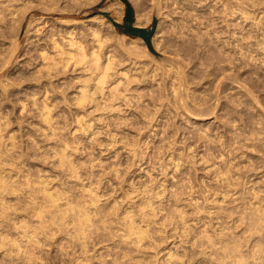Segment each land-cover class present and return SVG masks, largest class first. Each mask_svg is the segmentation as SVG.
I'll list each match as a JSON object with an SVG mask.
<instances>
[{"label": "rangeland", "instance_id": "obj_1", "mask_svg": "<svg viewBox=\"0 0 264 264\" xmlns=\"http://www.w3.org/2000/svg\"><path fill=\"white\" fill-rule=\"evenodd\" d=\"M128 1L133 8V15H132L131 20L134 22H133L132 26L137 27V28H144V29H146V32L153 31V34L150 37H147V38H149L148 41L150 43H147L148 41H145L140 36H131L127 33H124V26H126L125 20H124L125 12H126V6L122 2V0H96V3L93 6H90L89 8L82 5V4H72V5L69 4L70 6L68 5L69 8H68V10L65 11L66 13H61V14L59 12H57L59 10H56L53 8L44 9L41 7H34L27 13V17L23 22L24 26L20 27V29L18 26H15L18 28L17 30H19V31L15 30L16 28L13 27L14 24H13V26H10L11 24H5V23L1 24V25H3L4 28L7 27L8 25H9V27H7L5 29L3 28L6 35L2 34L4 32H2L0 35V59L4 62L5 59L11 53L10 52L8 54V51H12L13 48H16L15 45L18 46V48H16L15 50L12 51L13 53L10 55V58H9L10 60H8V58H7V60L5 61L6 63H7V61H10V62H8L10 64L7 63L8 66L6 68L3 67V65H5V63H3L2 61L0 62V66L3 67L2 68L3 70H0L1 71L0 72V82L2 81L0 86L1 85L4 86V87L1 86L0 93L2 92V90H3V92H5L8 88V85H11L10 86L11 88L9 87L8 88L9 90H7L5 93L6 94L9 93L7 95V97H9V98L12 97L11 101H9L10 99L8 100V98L7 99L5 98L6 97L5 93H3V92L1 93L3 96L5 95L4 97L1 96V94H0V102L2 101V98L5 99V102H8L7 105L5 102H4L5 105L4 104L0 105V108H2V109H0V113H4V111L1 112V110H5V109L9 110L10 111V112L8 111L9 124H10V122L11 123L15 122L14 123L15 125L10 124V125H14V126H11L12 128H14L13 130L11 129L10 125L6 126V127L9 126L10 128H6L4 126V128H6V130H5V132H4V129L2 131V133H4V135H5V136L3 135V137L6 138L10 134H13L14 137L16 136L15 139L18 142L19 146L22 144V146H20L23 148V149L21 148V150H20V151L23 150L22 154L27 153V155L26 154H24V156L22 155L21 159H23V160H21L19 158V160L17 161L18 165H17L16 169L21 167L25 171L24 173L33 174L31 176L34 178H37L39 176L38 173H40V175H45L46 177H48V175H50V177L48 179L49 180L51 179L53 186L56 185L55 187H59L60 185L63 184V187H65L67 190L70 189V191L72 193L73 192L75 193V195L73 193L74 197H76L78 194L80 195L81 190L79 191V189H80L79 184L73 178L71 179L69 177L70 180H68L67 179L68 176H66V174H65L66 172H63L60 165L57 164L58 163L57 162L58 158L56 159L57 155H53V154H55V153H53V151L55 150V149H53V147H56L55 146L56 144H54L55 141L53 139H48L47 137H45L43 130L42 131L37 130L38 128L40 129V127H38V126H41L42 127L41 129H43V127L45 128V126H42V125H44L43 124L44 122L42 123V121H41V123H42L41 124V123H39L40 121L38 120V118H39L38 109L40 108V106H38L39 104H36V105L33 104L32 101H33L34 96H32V94L29 95L30 97L28 95L26 96L25 94H26V92L32 91L33 89H38V87L35 86V85H37V82L35 83V81L31 78L36 73L35 70L40 65L38 63V61L36 60V59L39 60L38 50L40 49V45H42L45 42V39H47L48 34L52 33V31H54L57 34L61 35V34H64L63 32L66 29L72 30L75 27H77L76 28L77 33L80 34V32L85 31L89 27L92 26V27L100 29L106 37L107 41H106V46H104L103 52H105V50H111L112 51L111 54H112V56H114L113 59L115 61L112 80H114V78H115L116 80H114V81L116 83H119L120 86H123L126 88V91H124V95L127 97V100H126V97H124L125 98V100H124V98L121 96L122 98H119L118 101L117 100L114 101L115 107H117V106H118L117 108L120 107L119 109L115 110L114 113H113V111H110V112L109 111L108 112L107 111L102 112V110H100V111L98 110L97 112L93 111V109H94V108H92L93 104L85 105V107H87V108L89 106V108H88L89 110L87 108H85L86 110L83 109L84 107L81 109V106L78 108V106L76 104H74V105H76L77 107L74 106L73 103H71V101L69 100L67 95L71 96L72 95L71 92L73 93L75 91V88H77L80 83L76 84L78 81H76L75 83H74V81L70 82V85L72 84V87L69 86V84L67 85L68 87L65 84L63 85V83L66 80H68L70 77L72 78L74 76H77V72L69 71V72L63 73V75L61 74L57 78L58 80L56 79L57 76L55 78H53L54 84H52L53 87L51 85V87L48 88L49 93H48L47 98H49V99H47L48 100L47 102H50V103L53 102L52 100L54 98H52V97H55L56 99L57 98L61 99L62 96H60V95L61 94L64 95L61 100L57 101L58 106L56 104L55 110L56 109H58V110L55 111L53 108L54 106L52 107V105H51L52 111L53 110L55 111V112L53 111L54 114L52 113V115H54L53 118L55 119V121L57 120V122H58V124L56 126L60 127V125H61V127H62V128L61 127L58 128L57 130H59L58 131L59 133L60 132L62 133V135L60 134L61 136H64V137L66 136L65 138L70 141L72 148L75 146L74 147L75 152L73 151L74 154L73 153L71 154L73 156L71 159L72 160L74 159L73 161H74L75 167L78 165L77 162L79 161L78 163L80 166L78 165L77 167L80 171H82L81 174H83V178L87 177V176H85L83 171L86 170L88 172L90 170L88 173L93 171L92 174L95 175V176L93 175V179L95 180V182H96V180H99V182L101 180L102 183L101 182L100 183L102 184L101 185L102 188L100 189V194L103 195V198L101 197L102 198L101 204H104L106 206H110V204L113 203V200H115V199L120 200L121 197H122L121 200H123V203H126L129 200V199H126V197L131 198L134 196V194H133V196H131L132 194L128 195V193L126 191L130 190L131 188H139L142 186L141 184L149 185L151 183V181H153L150 184V186H152L155 189L156 188L161 189V187L164 186V187H162V189L163 188L166 189V193L169 194L172 192L173 193L176 192V194H178L177 196L179 198H181V200L183 199V201L186 200V202H187V200H189L193 197L197 200L202 199V200H199V202L204 205L206 211H209V209H210L211 212H216V211H218V208H219V211H218V212H220L219 214L221 216L223 214L224 216H222V218L220 220H218V219L214 220V221L212 220L210 222V224H207V228H210V226L212 224L211 227H213V225H215L214 227H216L218 229L223 228L224 232L225 231L228 232L227 230H229V232L232 230L235 232L237 230L236 232L240 234V231H244V229H243L242 225L239 226L237 219H239L242 216L240 214L241 211L244 212V210H242V209H244L245 205L247 207V208L245 207V209L246 210L249 209V206H250L249 200H253V202L258 204V206H259L260 204L258 202H256V200L254 201V199H253L255 197L254 194L255 195L259 194L261 197H262V195H264V190H263L264 189V0H238L237 2H234V3L230 2L229 0H202V2L198 4L199 6L197 5V2H194L196 4V6L194 3L189 4V6H188V4L183 5V4L178 3L177 7H174L173 5L171 6V0H161V2H159V3L155 2L156 5H154V3L151 4L152 0L151 1L150 0H128ZM179 2H180V0H179ZM120 3L123 4L122 10H121ZM239 3H241V5ZM158 4L159 5L161 4L160 5L161 7L158 6V8H156ZM222 4H223V6H224V4H226V6L224 7L226 9V11H224ZM152 5H154V8H152L153 7ZM193 8H195V9H193ZM158 9H160V11ZM172 11L174 14L172 13ZM222 12L223 13L225 12L224 15L221 14ZM55 14H57V15H55ZM225 14H226V16H225ZM103 17L106 18L107 20H109L111 23L106 21L105 19H103V23L100 24L99 22H100L101 18H103ZM177 17L178 18L180 17L179 21H180V19H181V21L183 20V22L180 21V23H181L180 26L182 25L181 28L183 30L180 28V26L177 27L178 24L176 23V27L178 28V30H177V28L174 27L175 24L172 23L173 18H174L173 21H175L177 19ZM182 17L185 18V20ZM204 18L206 20H204ZM92 20L95 22L89 23ZM184 21L186 24L184 23ZM202 21H204V22L201 23ZM182 23H184V24H182ZM4 25H7V26H4ZM16 25H18V24H16ZM209 25H212V26L210 27ZM207 26H208V28H207ZM185 28L188 29V31ZM191 28H192V31H191ZM197 28H198V30H197ZM206 30H207V32H205ZM177 31L178 32L182 31V32L180 34ZM201 31H203V32H201ZM184 33H186V34H184ZM209 33H211V34L209 35ZM182 34L186 35L188 38H186V36L184 37V35L182 37ZM179 36H181L182 38H179ZM196 36H198V37H196ZM1 37H3V38H1ZM202 37H204L205 39L204 38L202 39ZM210 37L212 38L213 42H211L212 40L210 41ZM4 38H6V40ZM177 38H179V39L177 40ZM196 39H197V41H196ZM1 40H3V41H1ZM11 40H13V41H11ZM180 40H181V42H180ZM201 40H203V41H201ZM15 41L18 44L15 43ZM186 41L188 42L189 45L187 44ZM208 42H209V44H208ZM11 43L12 44L14 43L13 48H10V46L12 45ZM196 44H198V45H196ZM149 45H151L152 50L149 48ZM6 46L7 47L9 46V48L11 50H7L8 48ZM182 47H184V48H182ZM190 47H192L193 49ZM211 47L214 49L212 50ZM195 51H197V53ZM189 52H191V53H189ZM13 54H14V56H13ZM187 54L188 55L192 54V55L188 56ZM200 54H201V56H200ZM175 56H177V57H175ZM212 56L216 57L214 62H212V60H213ZM198 58H199V60H198ZM33 60H35V61L33 62ZM176 60L179 62L178 64L176 63ZM101 62H103V60ZM1 67H0V69H1ZM178 67L181 68V69L179 68V71L181 70L182 72L180 71L178 73V75H176L177 73L173 74L174 70L178 71L177 70ZM19 71H20V73H19L20 75L17 73ZM22 73L25 74L26 78L23 77L24 75ZM180 73H182L181 76L179 75ZM15 74L18 78L15 76ZM21 75H22V77H21ZM182 76L183 77L186 76V77L183 78ZM180 77L182 79H180ZM23 78H25V79H23ZM15 79L17 81L19 79L18 82L21 84V85H15L16 89L14 87V84H16V82H17V81H15ZM22 79L25 81L23 82ZM51 79H50V81H52ZM174 79H176V80H174ZM75 80H77V79H75ZM182 80H183V82H182ZM62 81H63V83H62ZM18 82H17V84H19ZM53 82H51V83H53ZM60 82H61V85H59ZM11 83L12 84L14 83L13 86ZM55 83H57L58 86ZM92 84H93V82L90 83V85H92ZM158 84H159V87L157 86ZM173 84H175L174 86L176 87V89L178 91L177 94H179L176 97L172 94V86L171 85H173ZM5 85H6V87H5ZM54 85L56 87H54ZM17 86H20L21 90ZM60 86L61 87L66 86L65 87L66 89L64 87H63L64 89L63 88L61 89ZM177 86H178V88H177ZM12 87L15 90L21 91L22 94L20 93L21 95H18L20 102L16 101V99H14V96H12V95L10 96V93L13 94L12 93V90H13ZM4 88H6V90H4ZM155 88H157V89H155ZM53 89L54 90L56 89L57 91L56 90L55 91L57 93L54 92ZM25 90H27V91L23 92ZM60 90H62L61 91L62 93L60 92ZM155 90H157V91H155ZM181 91L182 92L186 91L188 94L186 92H183V94H182ZM39 92L35 93L36 94L35 99L38 101L39 100L41 101L44 97V93H43V90L39 91ZM63 93H65V94H63ZM158 93H159V95H158ZM56 94H58V95H56ZM155 94H156L157 98L154 96ZM150 95L153 96L154 98L151 97ZM160 95H162V96H160ZM65 96L67 97L66 100L64 98ZM249 96H250V98H249ZM141 98H142V100H141ZM176 98H177V101H176ZM198 98H199V100H198ZM13 99L15 102L13 101ZM63 99H64V101H63V103H61ZM201 99H203V100H201ZM12 101H13V104H12ZM66 101H67V103H69V105L66 103ZM179 101H182L181 104H179L180 103ZM193 101H194V103H193ZM217 101L219 104H217ZM9 102H11V104ZM64 102L67 105H65ZM14 103L16 105H18V104L19 105L16 106V105H14ZM60 103L63 104V105H61L62 106L61 108H63V110H62L63 112L61 111V108L59 107ZM119 103H120V106H119ZM161 103L163 104V106ZM175 103H177V105ZM21 104H23L24 108H26V109L19 107V106H21ZM32 105H34L35 107ZM137 105H139L138 108H137ZM195 105H197V106H195ZM67 106H69V107H67ZM126 106H128V107H126ZM183 106H184V108H183ZM191 106L193 108H191ZM13 107H15V108L17 107V108L15 109ZM66 107H67V109L69 108L67 110L68 112L66 111ZM144 107L147 109H145ZM159 107H161V108H159ZM12 108L15 110L12 111ZM30 108H32L33 110ZM36 108H37V110H36ZM190 108H191V110H190ZM22 109H23V111L21 113L20 111ZM133 109H134V111H133ZM184 109L185 110L187 109V111H184ZM6 110H5V112H6ZM192 110H194V112ZM11 111L14 112L15 116H18L19 114L20 115L18 117H15L13 113H12L13 115L11 114ZM15 111H17V112H15ZM76 111H78L79 113L78 112L76 113ZM35 112H38V113L36 114ZM58 112H60V114ZM64 112L67 114H64ZM84 112H85V115H83ZM190 112H192L193 114ZM9 113L11 114L10 115L11 117L9 116ZM16 113H17V115H16ZM55 113H57L59 115L56 116L57 114H55ZM61 113H63V114L61 115ZM71 114H72V116H71ZM105 114H106V116H105ZM162 114H164V115H162ZM0 115H2V114H0ZM35 115H37V116H35ZM80 115H83L86 118L84 119V117L82 118V116H80ZM88 115L90 116V118ZM98 115H100V116H98ZM55 116L57 117V119ZM196 116H197V118H196ZM58 117L61 120H58ZM66 117H67L66 120L68 122L67 121L64 122V119ZM95 117H96V119H95ZM100 118H103V119L100 120ZM124 118H125V120H124ZM10 119L11 120L13 119V121H10ZM17 119H19V120L16 121ZM77 119H79V120H77ZM80 120H82V124L91 120L92 121L91 122L92 127H93V129H95V132L101 131V134L98 133L100 136H97L95 133L92 135V138H93V140H92L91 135H89L87 132H85L87 129L84 130V132H83L84 128L81 129V127H83V126L79 125L81 123ZM83 120H84V122H83ZM125 122H126V124H124ZM59 123H60V125H59ZM164 123H166L167 126H165ZM38 124H40V125H38ZM77 126L79 128H77ZM63 127L68 128V129L64 128L65 131L67 129L66 132L64 131ZM135 128H136V130H135ZM144 128H146V129H144ZM7 129H9L8 132H6ZM118 129H120V130H118ZM137 129H141V130H137ZM77 130L81 134L83 133V135L78 133ZM142 130H144V131H142ZM14 131H15V133H17V135H14V133H12ZM34 131H35V133H34ZM63 131L65 133H63ZM73 131H75V133H74L75 135H73ZM140 131H142V133ZM161 131H163V133ZM139 132H140V134H139ZM8 133H9V135H8ZM31 133L33 136H30ZM37 133H39V134H37ZM77 133L79 134V136ZM34 134H36L37 136L36 135L34 136ZM28 135H29V138H27V140L25 141V139H26V137H28ZM94 135H96V136L94 137ZM200 135H201V137H200ZM202 135H203V137H202ZM30 137L33 139V141H35V138H36L37 139L35 141L36 143L31 141V140H28V139H30ZM17 138H19V139L17 140ZM98 138H99V140H98ZM47 139H48V141H47ZM116 139H117V141H116ZM21 140L23 141V143L27 142V144L26 143L24 144L25 146H27V148L23 145V143H21L22 142ZM112 140H113V142H115V143H113L114 145L110 143V142H112ZM38 141H40L41 144ZM72 141H74V142H72ZM98 141H100L102 144H100V142H98ZM32 142L35 144V147H34V149L31 148V151H30L29 149H30V146H32V144L29 145V143H32ZM73 143H75V144L73 145ZM36 144L40 149H38ZM38 144H40V145H38ZM51 145H52V147H51ZM71 145H70V148H71ZM137 145H139V146H137ZM155 145H156V148H154ZM24 147L26 149H24ZM36 147H37V149H36ZM45 148H46V150H45ZM48 148H49L50 152H49ZM50 148L53 150H51ZM75 148L81 152L77 151ZM153 148L156 150L158 149L157 152ZM32 149H33V151H32ZM83 149H85V150H83ZM139 149H141V151ZM103 150H104V152H103ZM35 151L39 152L40 156ZM45 151H47V152H45ZM41 152H43V153H41ZM155 152H156V154H155ZM190 153H192V154H190ZM90 154H92L91 155L92 158L90 157ZM125 154H127V155H125ZM42 155H43V158H42ZM158 155H160V157ZM27 156H29V157H27ZM134 156H136V157H134ZM23 157H25V158H23ZM30 157L33 159H30ZM97 158H98V160H97ZM159 158H161V159H159ZM168 159L170 160L171 163L169 162ZM25 160H28V161H25ZM81 160L84 161L82 163L83 166L81 165ZM110 160L113 162H111ZM182 160H183V162H182ZM117 161H118V163H117ZM120 161H121V163H120ZM87 162H88V164H87ZM221 162H223V163L221 164ZM224 162H226V164L228 163L229 165H232V167L229 166L228 164L225 165ZM229 162H231L232 164ZM23 163H24V166H21V164L23 165ZM51 163H52V165H50ZM90 163H92V164H90ZM112 164H113V167H112ZM122 164H123V166H122ZM175 164L179 165V170L177 173H174V170H173L175 167ZM215 165H216V168H215ZM46 166H47V168H46ZM96 166H98V167H96ZM114 166H115V168H114ZM227 166H229L230 169L224 168ZM53 167H54V170H53ZM109 167H111V168H109ZM164 167L165 168L168 167V168L165 169ZM211 167L212 168L214 167L215 172L211 171V169H210ZM102 168H104V169H102ZM208 168L210 169L211 172L209 171ZM6 169H8V168H6ZM111 169L112 170L114 169L113 172ZM195 169L196 170L199 169V170L196 171ZM218 169H220V170H218ZM224 169H226L228 171L230 170L229 173H235V174H231L232 175L231 177L235 179V180H232V178H231V181L233 182V183L231 182V184L233 187L227 185V186H229L228 190L225 189L224 184L222 186V187H224V189L222 187H220V189H218V188H216V186H218V185H215V184H219V183H215L216 180H217V182L219 180L216 178L219 177L221 180V178L224 176L223 173L225 174V172L227 173L226 175H228L227 171L223 172ZM29 170H31V172H29ZM41 170L43 172H41ZM48 170H50V171H48ZM104 170L106 171L105 173H104ZM115 170L120 171V172H118L119 174H117V176H114V175H116V174H114ZM146 170H147V173H146ZM163 170H165V171L163 172ZM219 172H221V173H219ZM63 174H65V175H63ZM106 174H108V175L110 174V175L107 176ZM112 174H114V175L112 176ZM173 174H175V175L173 176ZM163 175H166V176H163ZM181 175H183V176H181ZM217 175H218V177H217ZM57 176H60V177H57ZM61 176H62V178H61ZM101 176H103V177H101ZM148 176L149 177L151 176L152 178L151 177L149 178ZM53 177H55L56 180ZM121 177H123V178H121ZM172 177L174 180L171 179ZM60 178L63 179V183H62V180H60ZM96 178H98V179H96ZM106 178H107V180H106ZM236 178H238V180ZM177 179H178V181H177ZM213 179H215V180H213ZM181 180L183 182H181ZM184 180L186 181V183ZM86 181L88 184L89 183L88 179H86ZM59 182H60V185L58 184ZM180 182L182 184H180ZM192 182L194 183L195 186L193 185ZM72 183H73V185H72ZM106 183H107V185H106ZM68 184H69V187H68ZM115 184H118V185H115ZM139 184H140V186H139ZM173 184L174 185L176 184V185L174 186ZM233 184H235L236 186H234ZM237 184H238V186H237ZM177 185L180 187L181 190L179 189V187ZM200 185H203L205 187L202 188V186H200ZM158 186H161V187H158ZM210 186H211V189H210ZM225 186H226V184H225ZM182 187H184V189ZM206 187H207V189H206ZM105 188L107 190H105ZM186 188L187 189L189 188L188 190L190 192L187 191ZM197 188H199V189H197ZM226 188H228V187H226ZM256 188H257V192L255 193ZM259 188H261V189H259ZM74 189H75V191H73ZM159 189H157V190H159ZM230 189L232 190V192ZM205 190L207 192H205ZM214 190H216V192ZM224 190H226L228 192V195L231 193L230 195L232 197L229 195L228 198H230V199L226 200L224 203L222 202L221 204H219V203L214 204L215 202L212 201L214 198L213 195L215 194L217 196L219 194L218 196H220L223 192L225 193ZM229 190H230V192H229ZM260 190L263 192L260 193L261 192ZM182 191L184 194L182 193ZM111 192H113V193H111ZM76 193H77V195H76ZM125 193L127 196L123 195ZM224 193H223V195H224ZM236 193L237 194L239 193L240 195H237ZM243 193H245L247 196L244 195ZM249 193H251V194H249ZM206 195H208L209 197ZM243 195L246 196V198ZM129 196H131V197H129ZM201 196H203V197H201ZM236 196H238V197H236ZM9 197H11V198H10V201L9 200L8 201L12 202V198L14 196L11 195ZM105 197H106V199H105ZM240 197H241V199L244 198V200L242 199V201H241V199H239ZM123 198H125V200ZM262 198H264V197H262ZM13 200H14L13 202H15V197L13 198ZM246 200H248L249 204L245 203V202H247ZM124 201H126V202H124ZM203 201L204 202L206 201V202L203 203ZM210 201H211V203H209ZM13 202H12V204L14 205ZM226 202L229 204H227ZM230 202H232V203H230ZM235 202H236V204H234ZM261 203L264 204V200ZM243 204H244V206H243ZM221 205H222V208H221ZM125 206L127 207V205H124V208H126ZM223 206H224V208H223ZM237 206L239 209L237 208ZM222 209H223V212H222ZM224 209H226V210H224ZM228 209H230V210H228ZM231 209H234V210H231ZM238 210H240V212ZM235 211L238 212L237 215H236ZM230 212H231V214H230ZM233 213H235V216ZM22 214H21V216H22ZM24 214H23L24 217L22 216V218H25ZM204 214L206 216H208L207 213H204ZM225 215L226 216L228 215V217H226ZM238 216H239V218H237ZM206 221H208V220H206ZM222 222H224L225 224ZM207 223H209V222H207ZM217 223H218V225L222 224V227L220 225H219L220 227H218ZM237 223H238V226H235V225H237ZM227 224H228V226H227ZM225 226H227V227H225ZM231 226L232 227L234 226L236 230L234 229V227L231 228ZM238 227H239V229L241 228V230H239ZM225 228H227V229L225 230ZM59 233H61L62 235ZM166 233H168V232L166 231V232L161 233V236L164 237V235ZM165 236H167V234ZM48 237H50V238H48ZM63 237L65 239H63ZM173 237L176 238V236H172V237L169 236V238H168L169 240L162 241V243L158 242V244H156L157 245L156 248L149 249L148 255L150 254L152 257L150 260L149 259H147V261L145 260L146 263L143 262V264H154L155 262H156L155 264H160V263L165 264L166 263L164 260L165 257H163V255H165V253H166V251H165L166 247L168 246V248H167V250H168L169 246H171V243L172 242L174 243L175 241H176V244H178L177 243L178 238H176L177 239L176 240V239H173ZM61 239H62V241H61ZM51 240H52V242H51ZM167 241H168V244L166 243ZM66 242L67 241H66V236H65L64 232H57V230H55V231L52 230L51 233L49 232L46 236V241H44L43 249L39 250V256L44 254V256L43 255L41 256V258L43 260L46 259L47 261L44 260V262H43V260H41V258H40L41 262L44 264L45 263L46 264L47 263L48 264H50V263L51 264H57V263L61 264L60 259L62 260V258H63V256L61 257L63 252H61L60 250H63L65 248V246L67 245ZM105 244L108 246V243H105ZM251 248H252V245H251ZM1 249L2 248H0V264H2V263L3 264H9L11 261L12 262L15 261L14 263L11 262L12 264H18V263L19 264H27L25 262L22 263L23 260L20 261L21 263L18 262L19 259H16L18 261H16V260L10 261V258H8L4 254V252H3L4 249H2V250ZM243 249H245V250H243V251H245V254H246V251H248L247 252L248 254H246L247 255L246 259H252L251 261L249 260V262L250 263L253 262L255 260L254 258H256L257 255L252 257V255H255V254L254 253L252 254V252L250 251L251 250L250 247H248V250H247V247L245 248V246H244ZM155 250L157 252L159 251V253L160 254L162 253V254L161 255L159 253L157 254V252ZM46 252H48V253H46ZM155 252H156V254H155ZM190 252H192V251H190ZM2 254H3V256H2ZM189 254H190L189 258H191L190 264H192V263L196 264L197 261L195 260V257H193L196 255L195 252H194L195 255L193 254L192 257H191L192 253H189ZM249 254H251V255H249ZM54 255H56V256H54ZM50 256H52V257H50ZM156 256H157V258H156ZM192 259H193V261H192ZM8 261H10V262H8ZM50 261H52V262H50ZM206 263L204 262L202 264H206ZM37 264H38V262H37ZM183 264H188V263H185V259L183 261Z\"/></svg>", "mask_w": 264, "mask_h": 264}, {"label": "bare ground", "instance_id": "obj_2", "mask_svg": "<svg viewBox=\"0 0 264 264\" xmlns=\"http://www.w3.org/2000/svg\"><path fill=\"white\" fill-rule=\"evenodd\" d=\"M151 1V0H150ZM154 1V2H153ZM230 2H237L238 0H229ZM155 2L159 3L161 2V0H152L151 4ZM194 2H197V5L199 3L202 2V0H171V6L173 5L174 7H177L178 3L183 4V5H187L189 6V4H192ZM96 3V0H0V35L2 32H4L3 30V25L1 24H11L10 26H18L19 29L20 27L24 26L23 22L27 17V13L34 7H41L44 9H49V8H53L56 10H59L57 12L61 13H66L65 11L68 10L69 6L72 4H82L86 7H90L93 6ZM70 4V5H69ZM195 4V3H194ZM193 4V5H194ZM241 5V3H239ZM69 5V6H68ZM121 10L123 9L121 4ZM154 5H152L151 7L154 8ZM161 5V4H160ZM159 4L157 5L156 8H158V6H160ZM187 6V7H188ZM191 6V5H190ZM196 6V4H195ZM194 6V7H195ZM199 6V5H198ZM223 6V4H222ZM226 6V4H224L223 8ZM161 7V6H160ZM192 7V6H191ZM190 7V8H191ZM151 8V9H152ZM197 8V7H196ZM162 9V8H161ZM173 9V8H172ZM177 9V8H176ZM195 9V8H193ZM160 11V9H158ZM157 10V11H158ZM209 10V9H208ZM174 11V10H173ZM172 11V13H173ZM177 11V10H176ZM215 11V10H214ZM224 11H226V9L224 8ZM175 12V11H174ZM206 12V11H205ZM211 12V11H210ZM178 13V12H177ZM225 13V12H224ZM224 13L222 12L221 14L224 15ZM227 13V12H226ZM174 14V13H173ZM176 14V13H175ZM57 15V14H55ZM177 15V14H176ZM226 16V14H225ZM195 17V16H194ZM200 17V16H199ZM202 17V16H201ZM95 18V17H94ZM180 18V17H179ZM179 18L177 17V19L175 21L174 18L172 20V23L175 24L174 27H176V23L178 24L177 27L180 26V21ZM183 18V17H182ZM210 18V17H209ZM103 19H105L106 21L110 22L109 20H107L106 18H101L100 20V24L103 23ZM185 20V18H183ZM196 19V18H195ZM198 19V18H197ZM203 19V18H202ZM204 20H206L204 18ZM212 20V19H211ZM197 21V20H196ZM199 21V20H198ZM94 23L95 21H90L89 23ZM175 22V23H174ZM183 22V20L181 21ZM204 21H202L201 23H203ZM111 23V22H110ZM185 23V21H184ZM182 23V24H184ZM195 23V22H194ZM200 23V22H199ZM18 24V25H16ZM186 24V23H185ZM188 24V23H187ZM190 25V24H189ZM199 25V24H198ZM203 25V24H202ZM7 26V25H4ZM182 26V25H181ZM180 26V28H181ZM201 26V25H200ZM210 27L212 25H209ZM9 27V25L7 26ZM5 27V28H7ZM176 27V28H177ZM189 27V26H188ZM187 27V28H188ZM204 27V26H203ZM4 28V29H5ZM16 31L18 28L15 27ZM75 27L72 30H65L63 33L64 34H57L56 32L52 31V33L48 34L47 39H45V42L40 45V49L38 50V59H36L38 61V63L40 64L38 66V68L35 70L36 73L32 76L31 79H33L35 81V83L37 82V86L38 89H31L32 91L26 92L27 90L23 91L26 92V96L32 94V96H34L33 98V104H39L38 106H40V110L39 111V118L38 121L39 123H42L45 126V128L43 127V129H41V126H38L40 124H38L37 126L40 127V129L38 128V131H44V135L45 137H47L48 139H53L55 141L54 144H56V147H53V149H55L53 151V155H57L56 159L58 158V163L60 165V167L62 168L63 172H66V176L68 180L69 177L72 179H74L78 184H79V191L80 195L76 193V197H74L73 193L70 191V189H66L65 187H63V184L60 185V182L58 183L60 186L59 187H55L56 185H52V181L51 179L49 180L48 178L50 177V175H48V177H46L45 175H40L37 178L32 177L30 173H24L25 171L19 167L16 169L17 165H18V160L19 158L21 159L22 155L24 156V154L27 155V153L22 154V151L20 146H22V144L19 146L18 142L16 141L15 137L13 136V134L8 133V137L4 138L3 135L4 133H2L3 129L4 132L6 130V128H10L11 126H14V123L10 124H14V125H10L9 124V119H8V111L9 110H1L4 111V113H0L2 115H0V248L4 249V254L10 258L11 260H16L18 262H20L21 260L22 263L25 262L27 264H44L41 262V260H43L41 258V256L44 254H42L41 256H39V250L43 249L44 246V241H46V236L47 234L53 230H57V232H64L65 236H66V243L67 245L65 246V248L62 249L64 250H60L61 252H63V254L61 255V257L63 256L61 261V264H143V262H145V260L147 261V259H151V255H148V250L149 249H153L156 248V244L162 243V241H166L169 240V236H176V238H178V244H176V241L172 244L171 246H169V249L167 250L168 246L166 247L165 251V255H163L164 260H165V264H183V261L185 259V263L190 264L191 261L189 258L190 254L192 253L191 257L193 256L194 252H195V261L196 264H202V263H208V264H264V204H262L261 202L264 200V195H262V197L259 194H254V201L256 200V202H258L260 205L258 206V204L254 203L253 200H249L250 202V206L249 209L246 210L244 206V212L241 211V217L239 218V216L237 218V222L239 223V226L242 225L244 231H240V234L237 233L235 227L234 229L236 230L235 232L231 229L233 228L231 226V230L229 232V230H227L228 232H224L223 228L218 229L216 227H214L215 225L210 226V228H207V224H210V222L213 220H220L222 218V216H224L222 214V216L219 214V208L218 211L216 212H211L210 209L209 211H206L205 207L203 204H201L199 202V200L202 199H195L194 197L185 201H183V199L181 200V198H179L176 194V192H172V193H166V189H162V187L164 186H158L161 187V189L159 188H153L152 186H150V184L153 182L151 181V183L149 185L147 184H141L142 186L139 188H131L130 190L126 191L129 194H132L131 198H127L129 199L126 203H123V200L115 199L113 200V203L110 204V206H106L104 204H101V200L103 198V195L100 194V189L101 187V180L99 182V180H95L93 179V175L92 172L88 173L86 170L83 171L85 176H87L86 178H83V174H81L82 171H80L78 169V165H79V161L77 162V168L74 165V159L72 160L71 158L73 157L71 154L75 152L74 147L72 148V145L70 144V141L68 139H66L64 136H61L62 133L58 132L59 130H57L58 128L61 127L60 123V127L56 126L58 124L57 120L55 121V119L53 118L54 115H52V113L54 114V112L58 109L55 110V106L58 103L57 101L61 100L63 98L64 95H62L60 90V96H62L61 99L59 98H54L52 101L53 102H47L49 98L48 97V88L51 87L52 84H54L53 82V78L56 79L63 73L66 72H77V76L74 77H70L68 80H66L63 85L65 84L66 86L69 84V86L72 87V84L70 85V82L74 83L76 81H78L76 84L80 83L79 86L77 88H75V91L72 93L71 92V96L67 95L69 100L71 101V103L76 104L78 106V108L81 106V109H85L87 107H85V105L88 104H93V111H100L102 110V112H110V111H114L119 109L117 107H115L114 105V101H118L119 98H124L126 97L124 95V91H126V88L123 86H120L119 83H116L114 80H116L114 78V80H112L113 78V70H114V56H112L111 54V50H105V52H103L104 46H106V37L105 35L102 33V31L98 28L95 27H89L87 30L82 31L79 33H77ZM200 28V27H199ZM208 28V26H207ZM182 29V28H181ZM186 29V28H185ZM184 29V30H185ZM7 30V29H6ZM178 30V28H177ZM183 30V29H182ZM188 31V29H186ZM198 30V28H197ZM180 31V30H179ZM192 31V28H191ZM209 31V30H208ZM79 32V31H78ZM178 32V31H177ZM176 32V33H177ZM182 32V31H181ZM181 32H178L181 34ZM203 32V31H201ZM207 32V30L205 31ZM187 33V32H186ZM184 33V34H186ZM189 33V32H188ZM199 33V32H198ZM5 34L6 33H2ZM182 34V37L183 35ZM191 34V33H190ZM197 34V33H196ZM211 33H209L210 35ZM58 35V36H57ZM192 35V34H191ZM3 36V35H2ZM186 35H184L185 37ZM193 36V35H192ZM201 36V35H200ZM212 36V35H211ZM5 37V36H4ZM181 36H179V38H182ZM198 37V36H196ZM213 37V36H212ZM3 38V37H1ZM177 38V40L179 39ZM186 38H188L186 36ZM185 38V39H186ZM204 37H202L203 39ZM6 40V38H4ZM199 39V38H198ZM205 39V38H204ZM4 40V41H5ZM189 40V39H188ZM191 40V39H190ZM195 40V39H194ZM208 40V39H207ZM212 40V38L210 37V41ZM3 41V40H1ZM8 41V40H7ZM13 41V40H11ZM184 41V40H183ZM193 41V40H192ZM197 41V39H196ZM203 41V40H201ZM206 41V40H205ZM181 42V40H180ZM179 42V43H180ZM187 42V41H186ZM200 42V41H199ZM207 42V41H206ZM213 42V40L211 41ZM210 42V43H211ZM15 43H17L15 41ZM12 44V43H11ZM14 44V43H13ZM13 44L10 46V48H13ZM18 44V43H17ZM188 44V42H187ZM199 44V43H198ZM196 44V45H198ZM204 44V43H203ZM209 44V42H208ZM212 44V43H211ZM183 45V44H182ZM189 45V44H188ZM202 45V44H201ZM16 48H18L17 45H15ZM184 46V45H183ZM205 46V45H204ZM7 47V46H6ZM196 47V46H195ZM7 50H11L9 48V46L7 47ZM16 48H13V50H15ZM108 48V47H107ZM106 48V49H107ZM184 48V47H182ZM192 48V47H190ZM198 48V47H197ZM196 48V49H197ZM207 48V47H206ZM210 48V47H209ZM208 48V49H209ZM187 49V48H186ZM193 49V48H192ZM199 49V48H198ZM211 49L213 50L214 48L211 47ZM12 50V51H13ZM191 50V49H190ZM189 50V51H190ZM12 51H8V54L10 53V55L13 53ZM198 51V50H197ZM197 51H195L197 53ZM16 52V51H15ZM188 52V51H187ZM205 52V51H204ZM191 53V52H189ZM194 53V52H193ZM202 53V52H201ZM206 53V52H205ZM215 54V53H214ZM217 54V53H216ZM10 55L7 57L8 60H10ZM188 55V54H187ZM192 55V54H189ZM188 55V56H189ZM196 55V54H195ZM218 55V54H217ZM14 56V54H13ZM12 56V57H13ZM194 56V55H193ZM198 56V55H197ZM201 56V54H200ZM216 56V55H215ZM215 56H212V62H214L215 60ZM177 57V56H175ZM196 57V56H195ZM199 57V56H198ZM203 57V56H202ZM7 58L5 59V61L7 60ZM3 59V60H4ZM35 59V58H34ZM103 60V62H101ZM196 60V59H195ZM199 60V58H198ZM197 60V61H198ZM2 60L0 59V62ZM5 63V65H3L4 68H6L8 65L7 63L10 61H7ZM35 60H33L34 62ZM40 61V62H39ZM171 61V60H170ZM37 63V62H36ZM172 63V62H171ZM176 63L178 64L179 62L176 60ZM175 63V64H176ZM10 64V63H8ZM213 65V64H212ZM18 66V65H17ZM194 66V65H193ZM1 67V66H0ZM1 67L0 70H3ZM16 67V66H15ZM196 67V66H195ZM19 68V67H18ZM17 68V69H18ZM21 68V67H20ZM178 67V71H173V74L177 73L176 75H178V73L181 71H179ZM181 69V68H180ZM214 69V68H213ZM8 70V69H7ZM16 70V69H15ZM19 70V69H18ZM22 70V69H21ZM155 70V69H154ZM5 71V70H4ZM23 71V70H22ZM1 72V71H0ZM182 72V71H181ZM206 72V71H205ZM6 73V72H5ZM12 73V72H11ZM18 74L20 73L17 72ZM16 73V74H17ZM210 73V72H209ZM15 74V76H16ZM17 74V75H18ZM23 74V73H22ZM154 74V73H153ZM182 73H180L179 75L181 76ZM211 74V73H210ZM10 75V74H9ZM20 75V74H19ZM25 77V74H23ZM120 75V74H119ZM171 75V74H170ZM209 75V74H208ZM2 76V75H1ZM7 77V76H6ZM17 77V76H16ZM20 77V76H19ZM22 77V75H21ZM152 77V76H151ZM179 77V76H178ZM183 77V76H182ZM186 76H184L183 78H185ZM5 78V77H4ZM10 78V77H9ZM8 78V79H9ZM14 78V77H13ZM12 78V79H13ZM18 78V77H17ZM16 78V79H17ZM26 78V77H25ZM23 78V79H25ZM52 78V79H51ZM15 79V81H17ZM20 79V78H19ZM18 79V81H19ZM22 79V80H23ZM50 79L52 81H50ZM77 79V80H75ZM177 79V78H176ZM174 79V80H176ZM180 79H182L180 77ZM11 80V79H10ZM14 80V79H13ZM21 80V79H20ZM58 80V79H57ZM154 80V79H153ZM184 80V79H183ZM182 80V82H183ZM8 81V80H7ZM12 81V80H11ZM17 81V82H18ZM25 80H23L24 82ZM179 81V80H178ZM2 82V81H1ZM0 82V84H1ZM10 82V81H9ZM14 82V81H13ZM14 84L15 85H21L19 82V84ZM53 82V83H51ZM93 82L92 85H90V83ZM189 82V81H188ZM187 82V83H188ZM6 83V82H5ZM73 83V84H74ZM157 83V82H156ZM176 83V82H175ZM181 83V82H180ZM3 84V83H2ZM8 84V83H7ZM6 84V85H7ZM10 84V83H9ZM12 84V83H11ZM12 84V86H13ZM57 85V83H55ZM5 85V87H6ZM61 85V82L60 84ZM122 85V84H121ZM175 84L171 85L172 86V94L176 97L178 93L176 87L174 86ZM184 85V84H183ZM2 86V85H1ZM0 86V88H1ZM11 85H8V88ZM30 86V85H29ZM58 86V85H57ZM65 86V87H66ZM156 86V85H155ZM159 87V84L157 85ZM4 87V86H2ZM20 89V86H17ZM53 87V85H52ZM54 87H56L54 85ZM61 87V86H60ZM59 87V88H60ZM64 87V86H63ZM61 87V89L63 88ZM64 87V88H65ZM68 87V86H67ZM7 88V90H9ZM11 88V87H10ZM13 88V87H12ZM27 88V87H26ZM63 88V89H64ZM178 88V86H177ZM3 89V88H2ZM1 89V90H2ZM16 89V87H15ZM13 88L12 93H10V96H14V99H16V101H19V96L21 95V89L15 90ZM18 89V88H17ZM24 89V88H23ZM29 89V88H28ZM52 89V88H51ZM58 89V88H57ZM66 89V88H65ZM154 89V88H153ZM157 89V88H155ZM180 89V88H179ZM4 90H6V88H4ZM6 90V91H7ZM44 93V97L43 99L39 102L38 100L35 99L36 94L39 91H42ZM54 90V89H53ZM52 90V91H53ZM56 90V89H55ZM54 90V92H56ZM181 90V89H180ZM188 90V89H187ZM5 91V92H6ZM157 91V90H155ZM3 92V90H2ZM1 92V93H2ZM3 92V93H5ZM64 92V91H63ZM186 92V91H183ZM183 92L181 91V93L183 94ZM0 93V94H1ZM21 93V94H20ZM34 93V94H33ZM40 93V92H39ZM57 93V92H56ZM141 93V92H140ZM162 93V92H161ZM171 93V92H170ZM180 93V92H179ZM187 93V92H186ZM249 93V92H248ZM247 93V94H248ZM6 94V93H5ZM9 93L6 94V99L8 98L9 101H11V98L7 97ZM59 94V93H58ZM56 94V95H58ZM65 94V93H63ZM126 94V93H125ZM151 94V93H150ZM188 94V93H187ZM55 95V94H54ZM138 95V94H137ZM144 95V94H143ZM153 95V94H152ZM159 95V93H158ZM250 95V94H249ZM1 96H3L1 94ZM5 96V95H4ZM3 96V97H4ZM24 96V95H23ZM22 96V97H23ZM70 96V97H69ZM122 96V97H121ZM136 96V95H135ZM151 96V95H150ZM156 97V94L154 95ZM162 96V95H160ZM170 96V95H169ZM168 96V97H169ZM192 96V95H191ZM30 97V96H29ZM153 97V96H151ZM167 97V96H166ZM186 97V96H185ZM188 97V96H187ZM194 97V96H193ZM192 97V98H193ZM199 97V96H198ZM65 100L67 99V97H64ZM143 98V97H142ZM141 98V100H142ZM154 98V97H153ZM157 98V97H156ZM162 98V97H161ZM180 98V97H179ZM250 98V96H249ZM252 98V97H251ZM13 99V101H14ZM137 99V98H136ZM140 99V98H139ZM138 99V100H139ZM151 99V98H150ZM159 99V98H158ZM184 99V98H183ZM197 99V98H196ZM22 100V99H21ZM125 100V98H124ZM127 100V97H126ZM140 100V101H141ZM163 100V99H162ZM180 100V99H179ZM185 100V99H184ZM183 100V101H184ZM199 100V98H198ZM203 100V99H201ZM12 101V104H13ZM64 99L62 100L61 103H63ZM135 101V100H134ZM158 101V100H157ZM175 101V100H174ZM177 101V98H176ZM229 101V100H228ZM5 102V99L2 98V101L0 102V105H3ZM15 102V101H14ZM18 102V103H19ZM56 102V103H55ZM122 102V101H121ZM126 102V101H125ZM181 104L182 101H179ZM190 102V101H189ZM200 102V101H199ZM198 102V103H199ZM231 102V101H230ZM6 105L8 102H5ZM11 104V102H9ZM60 103V108L62 107ZM65 103V102H64ZM67 103V101H66ZM65 105H69V103H67ZM152 103V102H151ZM157 103V102H156ZM160 103V102H159ZM163 103V102H162ZM161 103V104H162ZM185 103V102H184ZM194 103V101H193ZM197 103V102H196ZM228 103V102H227ZM55 104V105H54ZM132 104V103H131ZM137 104V103H136ZM177 105V103H175ZM174 104V105H175ZM189 104V103H188ZM200 104V103H199ZM216 104V103H215ZM217 104L218 101H217ZM5 105V104H4ZM9 105V104H8ZM14 105H16L14 103ZM19 105V104H18ZM16 105V106H18ZM32 105V106H34ZM54 108V112L52 111V107ZM72 105V106H73ZM74 105V106H76ZM118 105V104H117ZM143 105V104H142ZM148 105V104H147ZM175 105V106H176ZM183 105V104H182ZM58 106V104H57ZM73 106V107H74ZM76 106V107H77ZM120 106V103H119ZM139 105H137L138 108ZM163 106V104H162ZM197 106V105H195ZM216 106V105H215ZM6 107V106H5ZM24 108V105L21 104V106ZM35 107V106H34ZM69 107V106H67ZM66 107V111L69 109H67ZM71 107V106H70ZM128 107V106H126ZM187 107V106H186ZM8 108V107H7ZM15 108V107H13ZM12 108V111L15 110ZM33 108V107H32ZM30 108V109H32ZM58 108V107H57ZM89 108V106H88ZM87 108V109H88ZM132 108V107H131ZM145 108V107H144ZM161 108V107H159ZM184 108V106H183ZM188 108V107H187ZM191 108H193L191 106ZM190 108V110H191ZM197 108V107H196ZM195 108V109H196ZM2 109V108H0ZM20 109V108H19ZM26 109V108H24ZM65 109V108H64ZM76 109V108H75ZM122 109V108H121ZM147 109V108H145ZM153 109V108H152ZM189 109V108H188ZM33 110V109H32ZM37 110V108H36ZM60 110V109H59ZM63 110V108H61V111ZM77 110V109H76ZM86 110V109H85ZM89 110V109H88ZM11 111V114L14 112ZM23 109L20 111L22 113ZM29 111V110H28ZM75 111V110H74ZM73 111V112H74ZM79 111V110H78ZM76 111V113L78 112ZM81 111V110H80ZM134 111V109H133ZM142 111V110H141ZM184 111H187V109ZM194 112V110H192ZM10 112V111H9ZM17 112V111H15ZM63 112V111H62ZM68 112V111H67ZM129 112V111H128ZM36 114L38 112H35ZM60 114V112H58ZM70 113V112H69ZM79 113V112H78ZM93 113V112H92ZM112 113V112H111ZM163 113V112H162ZM192 113V112H190ZM9 113V116L11 115ZM12 114V115H13ZM57 114V113H55ZM59 114H57L56 116H58ZM63 113H61L62 115ZM64 114H67L64 112ZM131 114V113H130ZM188 114V113H187ZM193 114V113H192ZM198 114V113H197ZM196 114V115H197ZM17 115V113H16ZM20 115V114H19ZM18 115V116H19ZM74 115V114H73ZM85 115V112L84 114ZM83 115L82 118L84 117ZM103 115V114H102ZM110 115V114H109ZM132 115V114H131ZM164 115V114H162ZM15 116V114H14ZM15 116V117H18ZM37 116V115H35ZM55 116V117H56ZM72 116V114H71ZM89 116V115H88ZM97 116V115H96ZM100 116V115H98ZM106 116V114H105ZM118 116V115H117ZM189 116V115H188ZM11 117V116H10ZM60 117V116H59ZM58 120H61L59 119ZM68 117V116H67ZM67 117L64 119V122H66ZM104 117V116H103ZM112 117V116H111ZM114 117V116H113ZM133 117V116H132ZM136 117V116H135ZM13 118V117H12ZM61 118V117H60ZM64 118V117H63ZM76 118V117H75ZM81 118V119H82ZM86 117H84L85 119ZM90 118V116H89ZM93 118V117H92ZM117 118V117H116ZM119 118V117H118ZM126 118V117H125ZM124 118V120H125ZM161 118V117H160ZM197 118V116H196ZM20 119V118H19ZM19 119H17L16 121H18ZM42 119V120H41ZM57 119V117H56ZM96 119V117H95ZM103 118H100V120ZM106 119V118H105ZM113 119V118H112ZM122 119V118H121ZM131 119V118H130ZM134 119V118H133ZM23 120V119H22ZM72 120V119H71ZM79 120V119H77ZM93 120V119H92ZM98 120V119H97ZM135 120V119H134ZM138 120V119H137ZM10 121H13V119ZM36 121V122H37ZM81 123L79 124L81 127L84 128V130H86L85 132H87L89 135H92L96 133L97 136H100L99 134H101L100 132H95V129H93L92 127V121L89 120L85 123L82 124V120H80ZM115 121V120H114ZM68 122V121H67ZM70 122V121H69ZM79 122V121H78ZM84 122V120H83ZM107 122V121H106ZM117 122V121H116ZM164 122V121H163ZM21 123V122H20ZM41 123V124H42ZM99 123V122H98ZM135 123V122H134ZM151 123V122H150ZM167 123V122H166ZM166 123H164L165 126ZM68 124V123H67ZM66 124V125H67ZM74 124V123H73ZM82 124V125H81ZM112 124V123H111ZM126 124V122L124 123ZM141 124V123H140ZM7 125H10V127H6ZM77 125V124H76ZM108 125V124H107ZM122 125V124H121ZM4 126L6 128H4ZM18 126V125H17ZM70 126V125H69ZM100 126V125H99ZM103 126V125H102ZM101 126V127H102ZM111 126V125H110ZM117 126V125H116ZM129 126V125H128ZM138 126V125H137ZM71 127V126H70ZM140 127V126H139ZM142 127V126H141ZM195 127V126H194ZM62 128V127H61ZM67 128V127H63ZM77 128H79L77 126ZM76 128V129H77ZM109 128V127H108ZM114 128V127H113ZM112 128V129H113ZM138 128V127H137ZM143 128V127H142ZM165 128V127H164ZM11 129L13 130L14 128L11 127ZM19 129V128H18ZM68 129V128H67ZM66 129V131H67ZM110 129V128H109ZM108 129V130H109ZM115 129V128H114ZM131 129V128H130ZM133 129V128H132ZM146 129V128H144ZM169 129V128H168ZM9 129H7L6 132H8ZM32 130V129H31ZM36 130V129H35ZM36 130V131H37ZM70 130V129H69ZM120 130V129H118ZM123 130V129H122ZM136 130V128H135ZM134 130V131H135ZM137 130H141V129H137ZM164 130V129H163ZM11 131V130H10ZM20 131V130H19ZM65 131V129H64ZM63 131V133H65ZM82 131V130H81ZM128 131V130H127ZM144 131V130H142ZM142 131H140L142 133ZM32 132V131H31ZM70 132V131H69ZM78 132V130H77ZM118 132V131H117ZM138 132V131H137ZM139 132V134H140ZM158 132V131H157ZM163 133V131H161ZM14 133V135H17V133ZM35 133V131H34ZM75 131H73V135ZM80 133V132H78ZM77 133V134H78ZM99 133V134H98ZM106 133V132H105ZM135 133V132H134ZM159 133V132H158ZM29 134V133H28ZM39 134V133H37ZM61 134V135H60ZM81 134V133H80ZM125 134V133H124ZM36 134H34L35 136ZM65 135V134H64ZM83 135V133L81 134ZM94 135V137L96 136ZM103 135V134H102ZM117 135V134H116ZM115 135V136H116ZM151 135V134H150ZM163 135V134H162ZM5 136V135H4ZM27 136V135H26ZM30 136H33L32 133ZM37 136V135H36ZM39 136V135H38ZM79 136V134H78ZM106 136V135H105ZM114 136V135H113ZM112 136V137H113ZM125 136V135H124ZM140 136V135H139ZM142 136V135H141ZM205 136V135H204ZM40 137V136H39ZM44 137V136H43ZM107 137V136H106ZM110 137V136H109ZM122 137V136H121ZM126 137V136H125ZM128 137V136H127ZM134 137V136H133ZM138 137V136H137ZM199 137V136H198ZM201 137V135H200ZM203 137V135H202ZM28 137H26L25 141L27 140ZM68 138V137H67ZM72 138V137H71ZM129 138V137H128ZM131 138V137H130ZM19 138H17L18 140ZM45 139V138H44ZM47 139V141H48ZM87 139V138H86ZM115 139V138H114ZM125 139V138H124ZM33 141V139L30 137V139ZM37 139L35 138V141ZM93 140V138H92ZM99 140V138H98ZM123 140V139H122ZM121 140V141H122ZM138 140V139H137ZM22 141V140H21ZM20 141V142H21ZM33 141V142H35ZM50 141V140H49ZM117 141V139H116ZM120 141V142H121ZM207 141V140H206ZM209 141V140H208ZM19 142V143H20ZM29 143L32 144V146H30V151L31 148L34 149L35 144L34 143ZM40 142V141H38ZM53 142V141H52ZM74 142V141H72ZM89 142V141H88ZM95 142V141H94ZM100 142V141H98ZM110 142V141H109ZM124 142V141H123ZM139 142V141H138ZM23 143V141L21 142ZM27 144V142H24V144ZM36 143V142H35ZM50 143V142H49ZM96 143V142H95ZM111 144L115 143L110 142ZM109 143V144H110ZM41 144V142H40ZM38 144V145H40ZM75 143H73L74 145ZM79 144V143H78ZM82 144V143H81ZM84 144V143H83ZM100 144H102L100 142ZM104 144V143H103ZM118 144V143H117ZM127 144V143H126ZM136 144V143H135ZM71 145V148H70ZM93 145V144H92ZM114 145V144H113ZM112 145V146H113ZM116 145V144H115ZM25 146V145H24ZM37 146V144H36ZM54 146V145H53ZM77 146V145H76ZM95 146V145H94ZM131 146V145H130ZM139 146V145H137ZM27 148V146H25ZM24 147V149H26ZM29 147V146H28ZM38 147V146H37ZM36 147V149H37ZM50 147V146H49ZM52 147V145H51ZM93 147V146H92ZM127 147V146H126ZM20 148V149H19ZM90 148V147H89ZM131 148V147H130ZM133 148V147H132ZM156 148V145L155 147ZM153 148V149H154ZM23 149V148H22ZM32 149V151H33ZM38 149H40L38 147ZM51 149V148H50ZM51 149V150H53ZM76 149V148H75ZM118 149V148H117ZM123 149V148H122ZM125 149V148H124ZM188 149V148H187ZM42 150V149H41ZM46 150V148H45ZM49 150V148H48ZM77 150V149H76ZM85 150V149H83ZM87 150V149H86ZM112 150V149H111ZM121 150V149H120ZM127 150V149H126ZM130 150V149H129ZM141 151V149H139ZM156 150V149H154ZM158 150V149H157ZM156 150V152H157ZM74 151V152H73ZM79 151V150H77ZM88 151V150H87ZM86 151V152H87ZM93 151V150H92ZM101 151V150H100ZM108 151V150H107ZM124 151V150H123ZM136 151V150H135ZM134 151V152H135ZM166 151V150H165ZM29 152V151H28ZM37 152V151H35ZM47 152V151H45ZM50 152V150H49ZM81 152V151H79ZM102 152V151H101ZM104 152V150H103ZM117 152V151H116ZM119 152V151H118ZM155 152V154H156ZM164 152V151H163ZM34 153V152H33ZM32 153V154H33ZM38 155L40 154L39 152H37ZM43 153V152H41ZM93 153V152H92ZM160 153V152H159ZM35 154V153H34ZM106 154V153H105ZM114 154V153H113ZM130 154V153H129ZM135 154V153H134ZM158 154V153H157ZM192 154V153H190ZM36 155V154H35ZM44 155V154H43ZM42 155V158H43ZM49 155V154H48ZM47 155V156H48ZM52 155V156H53ZM92 154H90L91 157ZM120 155V154H119ZM124 155V154H123ZM127 155V154H125ZM132 155V154H131ZM147 155V154H146ZM149 155V154H148ZM40 156V155H39ZM83 156V155H82ZM99 156V155H98ZM118 156V155H117ZM130 156V155H129ZM156 156V155H155ZM160 157V155H158ZM162 156V155H161ZM29 157V156H27ZM50 157V156H49ZM80 157V156H79ZM86 157V156H85ZM104 157V156H103ZM136 157V156H134ZM154 157V156H153ZM176 157V156H175ZM25 158V157H23ZM84 158V157H83ZM92 158V157H91ZM99 158V157H98ZM97 158V160H98ZM118 158V157H117ZM126 158V157H125ZM133 158V157H132ZM152 158V157H151ZM156 158V157H155ZM27 159V158H26ZM30 159H33L30 157ZM35 159V158H34ZM47 159V158H46ZM49 159V158H48ZM77 159V158H76ZM81 159V158H80ZM96 159V158H95ZM129 159V158H128ZM131 159V158H130ZM161 159V158H159ZM163 159V158H162ZM176 159V158H175ZM190 159V158H189ZM192 159V158H191ZM226 159V158H225ZM23 160V159H21ZM20 160V161H21ZM45 160V159H44ZM52 160V159H51ZM91 160V159H90ZM96 160V161H97ZM106 160V159H105ZM109 160V159H108ZM155 160V159H154ZM169 160V159H168ZM179 160V159H178ZM224 160V159H223ZM222 160V161H223ZM28 161V160H25ZM86 161V160H85ZM111 161V160H110ZM128 161V160H127ZM157 161V160H156ZM164 161V160H163ZM190 161V160H189ZM192 161V160H191ZM221 161V160H220ZM46 162V161H45ZM54 162V161H53ZM84 161L81 160V165ZM89 162V161H88ZM87 162V164H88ZM100 162V161H99ZM105 162V161H104ZM113 162V161H111ZM110 162V163H111ZM115 162V161H114ZM151 162V161H150ZM155 162V161H154ZM170 162V160H169ZM183 162V160H182ZM197 162V161H196ZM228 162V161H227ZM76 163V162H75ZM94 163V162H93ZM118 163V161H117ZM121 163V161H120ZM158 163V162H157ZM156 163V164H157ZM167 163V162H166ZM171 163V162H170ZM169 163V164H170ZM223 162H221L222 164ZM225 165L226 162H224ZM231 163V162H229ZM86 164V165H87ZM92 164V163H90ZM186 164V163H185ZM184 164V165H185ZM198 164V163H197ZM218 164V163H217ZM232 164V163H231ZM27 165V164H26ZM52 165V163L50 164ZM49 165V166H50ZM56 165V164H55ZM96 165V164H95ZM110 165V164H109ZM155 165V164H154ZM160 165V164H159ZM166 165V164H165ZM224 165V164H223ZM222 165V166H223ZM224 165V166H225ZM229 165V164H228ZM21 166H24L21 164ZM58 166V165H57ZM80 166V165H79ZM83 166V165H82ZM123 166V164H122ZM162 166V165H161ZM212 166V165H211ZM232 167V165H229ZM224 167V168H229L230 167ZM55 167V166H54ZM53 167V170H54ZM90 167V166H89ZM98 167V166H96ZM113 167V164H112ZM120 167V166H119ZM118 167V168H119ZM184 167V166H183ZM186 167V166H185ZM194 167V166H193ZM192 167V168H193ZM218 167V166H217ZM221 167V166H220ZM8 168V169H6ZM21 168V169H20ZM47 168V166H46ZM91 168V167H90ZM111 168V167H109ZM115 168V166H114ZM117 168V167H116ZM165 168V167H164ZM168 168V167H166ZM165 168V169H166ZM198 168V167H197ZM196 168V169H197ZM216 168V165H215ZM28 169V168H27ZM56 169V168H55ZM81 169V168H80ZM104 169V168H102ZM194 169V168H193ZM195 169V170H196ZM209 169V168H208ZM211 171L215 172L214 167L210 168ZM209 169V171H210ZM214 169V170H213ZM232 169V168H231ZM60 170V169H59ZM83 170V169H82ZM94 170V169H93ZM109 170V169H108ZM112 170V169H111ZM114 170V169H113ZM112 170V172H113ZM150 170V169H149ZM153 170V169H152ZM174 173H177L179 170V165L175 164L174 167ZM188 170V169H187ZM199 170V169H198ZM196 170V171H198ZM217 170V169H216ZM220 170V169H218ZM50 171V170H48ZM95 171V170H94ZM110 171V170H109ZM159 171V170H158ZM161 171V170H160ZM165 170H163L164 172ZM185 171V170H184ZM191 171V170H190ZM202 171V170H201ZM206 171V170H205ZM210 171V172H211ZM223 171V170H222ZM221 171V172H222ZM228 172V175H226ZM230 171V170H229ZM228 170L224 169L223 172H225V174L223 173V177L220 178H216L219 179L218 182L216 180L215 183H219V184H215L218 185L216 186V188L220 189V187L223 186L225 189H229V186L233 187L231 184V174H235V173H229ZM29 172H31V170H29ZM37 172V171H36ZM41 172H43L41 170ZM46 172V171H45ZM44 172V173H45ZM61 172V171H60ZM86 172V173H85ZM106 171L104 170V173ZM118 172H120L119 170H115L116 175L112 174V176H117V174H119ZM124 172V171H123ZM141 172V171H140ZM156 172V171H155ZM182 172V171H181ZM186 172V171H185ZM219 172V173H221ZM232 172V171H231ZM43 173V174H44ZM50 173V172H49ZM109 173V172H108ZM147 173V170H146ZM190 173V172H189ZM193 173V172H192ZM209 173V172H208ZM60 174V173H59ZM63 174V175H65ZM87 174V175H86ZM96 174V173H95ZM100 174V173H99ZM98 174V175H99ZM122 174V173H121ZM120 174V175H121ZM180 174V173H179ZM230 174V175H229ZM105 175V174H104ZM103 175V176H104ZM107 176H109L108 174H106ZM124 175V174H123ZM139 175V174H138ZM150 175V174H149ZM175 174H173L174 176ZM177 175V174H176ZM184 175V174H183ZM181 175V176H183ZM189 175V174H188ZM201 175V174H200ZM53 176V175H52ZM95 176V175H94ZM100 176V175H99ZM101 176V177H103ZM153 176V175H152ZM162 176V175H161ZM166 176V175H163ZM215 176V175H214ZM220 176V175H219ZM236 176V175H235ZM36 177V176H35ZM60 177V176H57ZM143 177V176H142ZM149 177V176H148ZM151 177V176H150ZM149 177V178H150ZM155 177V176H154ZM195 177V176H194ZM221 177V176H220ZM55 179V177H53ZM62 178V176H61ZM62 183H63V179ZM64 178V177H63ZM99 178V177H98ZM96 178V179H98ZM113 178V177H112ZM116 178V177H115ZM123 178V177H121ZM145 178V177H144ZM152 178V177H151ZM175 178V177H174ZM187 178V177H186ZM197 178V177H196ZM59 179V178H58ZM65 179V178H64ZM66 179V180H67ZM86 179H88L89 183L87 184ZM90 179V180H89ZM110 179V178H109ZM108 179V180H109ZM119 179V178H118ZM132 179V178H131ZM143 179V178H142ZM156 179V178H155ZM166 179V178H165ZM173 179V177L171 178ZM179 179V178H178ZM177 179V181H178ZM200 179V178H199ZM238 180V178H236ZM53 180V179H52ZM56 180V179H55ZM107 180V178H106ZM121 180V179H120ZM145 180V179H144ZM153 180V179H152ZM158 180V179H157ZM174 180V179H173ZM187 180V179H186ZM190 180V179H189ZM188 180V181H189ZM211 180V179H210ZM215 180V179H213ZM232 180H235L234 178H232ZM54 181V180H53ZM59 181V180H58ZM57 181V182H58ZM74 181V182H75ZM86 181V182H85ZM110 181V180H109ZM116 181V180H115ZM122 181V180H121ZM137 181V180H136ZM171 181V180H170ZM185 181V180H184ZM193 181V180H192ZM200 181V180H199ZM212 181V180H211ZM67 182V181H66ZM95 182V183H94ZM105 182V181H104ZM131 182V181H130ZM133 182V181H132ZM139 182V181H138ZM181 182H183L181 180ZM180 182V184H182ZM197 182V181H196ZM202 182V181H201ZM237 182V181H236ZM145 183V182H144ZM155 183V182H154ZM158 183V182H157ZM174 183V182H173ZM179 183V182H178ZM186 183V181H185ZM189 183V182H188ZM193 183V182H192ZM205 183V182H204ZM233 183V182H232ZM57 184V183H56ZM57 184V185H58ZM67 184V183H66ZM93 184V185H92ZM110 184V183H109ZM108 184V185H109ZM130 184V183H129ZM137 184V183H136ZM165 184V183H164ZM200 184V183H199ZM198 184V185H199ZM202 184V183H201ZM226 184V186H225ZM241 184V183H240ZM239 184V185H240ZM73 185V183H72ZM107 185V183H106ZM118 185V184H115ZM114 185V186H115ZM132 185V184H131ZM134 185V184H133ZM138 185V184H137ZM166 185V184H165ZM174 185V184H173ZM172 185V186H173ZM176 185V184H175ZM174 185V186H175ZM179 185V184H178ZM177 185V186H178ZM187 185V184H186ZM194 185V183H193ZM229 185V186H227ZM234 186H236L235 184H233ZM105 186V185H104ZM110 186V185H109ZM121 186V185H120ZM140 186V184H139ZM157 186V185H156ZM195 186V185H194ZM197 186V185H196ZM203 187V185H200ZM238 186V184H237ZM67 187V186H66ZM69 187V184H68ZM76 187V186H75ZM78 187V186H77ZM123 187V186H122ZM125 187V186H124ZM131 187V186H130ZM155 187V186H154ZM179 187V186H178ZM192 187V186H191ZM215 187V186H214ZM224 187H222L224 189ZM228 187V188H226ZM114 188V187H113ZM169 188V187H168ZM172 188V187H171ZM184 189V187H182ZM190 188V187H189ZM188 188V189H189ZM237 188V187H236ZM159 189V190H157ZM174 189V188H173ZM180 189V187H179ZM182 189V190H183ZM187 189V188H186ZM187 189V191H189ZM199 189V188H197ZM205 189V188H204ZM203 189V190H204ZM207 189V187H206ZM211 189V186H210ZM214 189V188H213ZM253 189V188H252ZM261 189V188H259ZM104 190V189H103ZM105 190H107L105 188ZM172 190V189H171ZM181 190V189H180ZM193 190V189H192ZM202 190V191H203ZM231 190V189H230ZM229 190V192H230ZM255 190V189H254ZM264 190V189H263ZM75 191V189L73 190ZM78 191V190H77ZM102 191V190H101ZM124 191V190H123ZM122 191V192H123ZM185 191V190H184ZM216 192V190H214ZM218 191V190H217ZM225 193L223 195V193L220 196H215L213 195V202H215L214 204H221L222 202L224 203L226 200L230 199L228 198V192L226 190H224ZM252 191V190H251ZM261 191V190H260ZM105 192V191H104ZM116 192V191H115ZM178 192V191H177ZM181 192V191H180ZM179 192V193H180ZM190 192V191H189ZM192 192V191H191ZM204 192V191H203ZM205 192H207L205 190ZM209 192V191H208ZM232 192V190H231ZM257 192V188L255 193ZM263 191H261L260 193H262ZM102 193V192H101ZM113 193V192H111ZM183 193V191H182ZM181 193V194H182ZM186 193V192H185ZM220 193V192H219ZM234 193V192H233ZM259 193V192H258ZM109 194V193H108ZM184 194V193H183ZM192 194V193H191ZM197 194V193H196ZM200 194V193H199ZM208 194V193H207ZM237 194V193H236ZM244 195H246L245 193H243ZM251 194V193H249ZM252 194V195H253ZM14 196L15 197V202H13V198H12V202L14 203V205L12 204V202L10 201L9 196ZM110 195V194H109ZM123 195H126L123 194ZM187 195V194H186ZM201 195V194H200ZM199 195V196H200ZM237 195H240L239 193ZM242 195V194H241ZM243 195V196H244ZM251 195V196H252ZM115 196V195H114ZM127 196V195H126ZM195 196V195H194ZM204 196V195H203ZM201 196V197H203ZM208 196V195H206ZM231 196V195H230ZM247 196V195H246ZM246 196H244L246 198ZM250 196V197H251ZM102 197V198H101ZM108 197V196H107ZM200 197V198H201ZM209 197V196H208ZM232 197V196H231ZM238 197V196H236ZM235 197V198H236ZM106 199V197H105ZM125 200V198H123ZM204 199V198H203ZM211 199V198H210ZM241 199V197L239 198ZM244 200V198H242ZM241 199V201H242ZM9 200V201H8ZM206 200V199H205ZM209 200V199H208ZM207 200V201H208ZM221 200V201H220ZM233 200V199H232ZM231 200V201H232ZM237 200V199H236ZM220 201V202H219ZM239 201V200H238ZM247 204L248 200H246ZM252 201V202H251ZM186 202V203H185ZM206 202V201H205ZM203 201V203H205ZM229 202V201H228ZM234 202V201H233ZM104 203V202H103ZM211 203V201L209 202ZM227 203V202H226ZM232 203V202H230ZM242 203V202H241ZM213 204V205H214ZM229 204V203H227ZM236 204V202L234 203ZM124 205H127L126 208H124ZM231 205V204H230ZM240 205V204H239ZM219 207V206H218ZM222 208V205H221ZM224 208V206H223ZM229 208V207H228ZM231 208V207H230ZM238 208V206H237ZM236 208V209H237ZM241 208V207H240ZM247 208V207H246ZM239 209V208H238ZM215 210V209H214ZM226 210V209H224ZM230 210V209H228ZM234 210V209H231ZM246 210V211H245ZM221 211V210H220ZM240 212V210H238ZM223 212V209H222ZM236 212V211H235ZM25 215V218H22L23 214ZM204 213H207L208 216H206ZM238 212H236L237 215ZM22 214V216H21ZM225 214V213H224ZM228 214V213H227ZM231 214V212H230ZM235 216V213H233ZM229 215V214H228ZM228 215L226 217H228ZM21 217V218H20ZM24 217V216H23ZM233 217V216H232ZM231 217V218H232ZM224 218V217H223ZM208 220V221H206ZM226 220V219H225ZM230 220V219H229ZM235 221V220H234ZM209 222V223H207ZM220 222V221H219ZM229 222V221H228ZM215 223V222H214ZM213 223V224H214ZM224 223V222H222ZM232 223V222H231ZM234 223V222H233ZM237 225L235 226H238ZM225 224V223H224ZM223 224V225H224ZM220 225V224H219ZM217 223L218 227H222V224L219 226ZM228 226V224H227ZM225 226V227H227ZM228 228V229H229ZM227 228H225L226 230ZM239 229V227H238ZM241 230V228L239 229ZM168 232L166 233L167 236L164 235L161 236V233L163 232ZM170 232V233H169ZM242 232V233H241ZM53 233V232H52ZM61 234V233H59ZM62 235V234H61ZM50 238V237H48ZM173 237V239H176ZM63 239H65L63 237ZM172 239V240H173ZM48 240V239H47ZM171 240V241H172ZM177 240V239H176ZM50 241V240H49ZM62 241V239H61ZM52 242V240H51ZM64 242V241H63ZM46 243V242H45ZM60 243V242H59ZM62 243V242H61ZM108 243V246L105 244ZM164 243V242H163ZM168 244V241L166 242ZM170 243V242H169ZM166 244V245H167ZM58 245V244H57ZM64 245V244H63ZM250 245V246H249ZM252 245V248H251ZM53 246V245H52ZM162 246V245H161ZM245 246V248L250 247V251L252 252V254L254 253L256 256V258H254L253 262H249V260L251 261L252 259H246L248 254L246 251L245 254V249H243ZM49 247V246H48ZM51 247V246H50ZM58 247V246H57ZM55 248V247H54ZM60 248V247H59ZM1 249V250H2ZM49 249V248H48ZM47 249V250H48ZM46 250V251H47ZM55 250V249H54ZM156 251V250H155ZM162 251V250H161ZM192 251V252H190ZM194 251V252H193ZM249 251V252H250ZM50 252V251H49ZM56 252V251H55ZM157 252V251H156ZM155 252V254H156ZM250 252V253H251ZM42 253V252H41ZM48 253V252H46ZM159 253V251L157 252V254ZM54 254V253H53ZM154 254V255H155ZM160 254V253H159ZM162 254V253H161ZM160 254V255H161ZM47 255V254H46ZM57 255V254H56ZM54 255V256H56ZM251 255V254H249ZM3 256V254H2ZM47 257V256H46ZM52 257V256H50ZM60 257V258H61ZM154 257V256H153ZM251 257V258H252ZM41 258V260H40ZM57 258V257H56ZM157 258V256H156ZM188 258V259H187ZM249 258V257H248ZM50 259V258H49ZM53 259V258H52ZM51 259V260H52ZM55 259V258H54ZM9 260V259H8ZM40 260V261H39ZM46 260V259H44ZM43 260V262H44ZM59 260V259H58ZM148 260V261H149ZM154 260V259H153ZM248 260V261H247ZM5 261V260H4ZM8 261V262H10ZM47 261V260H46ZM193 261V259H192ZM12 262V261H11ZM10 262V263H11ZM15 261H13L12 263H14ZM49 262V261H48ZM52 262V261H50ZM9 263V264H10ZM11 263V264H12ZM21 263V262H20ZM54 263V262H53ZM146 263V262H145ZM156 263V262H155ZM154 263V264H155ZM206 263V264H207ZM3 264V263H2ZM19 264V263H18ZM46 264V263H45ZM48 264V263H47ZM51 264V263H50ZM58 264V263H57ZM161 264V263H160ZM193 264V263H192Z\"/></svg>", "mask_w": 264, "mask_h": 264}, {"label": "trees", "instance_id": "obj_3", "mask_svg": "<svg viewBox=\"0 0 264 264\" xmlns=\"http://www.w3.org/2000/svg\"><path fill=\"white\" fill-rule=\"evenodd\" d=\"M122 2L126 6V12H125V17H124L126 26H124V33H127L131 36H140L145 41H148L149 38L146 37V29L137 28V27L132 26V24L134 22L131 20L132 15H133V8H132L131 4L129 3V1L128 0H122ZM149 48L152 50L151 45H149Z\"/></svg>", "mask_w": 264, "mask_h": 264}, {"label": "water", "instance_id": "obj_4", "mask_svg": "<svg viewBox=\"0 0 264 264\" xmlns=\"http://www.w3.org/2000/svg\"><path fill=\"white\" fill-rule=\"evenodd\" d=\"M153 34V31L151 32H146V37H150ZM147 43H150L149 41Z\"/></svg>", "mask_w": 264, "mask_h": 264}]
</instances>
